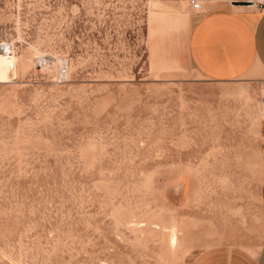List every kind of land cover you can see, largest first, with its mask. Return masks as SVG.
<instances>
[{"label": "rangeland", "instance_id": "rangeland-1", "mask_svg": "<svg viewBox=\"0 0 264 264\" xmlns=\"http://www.w3.org/2000/svg\"><path fill=\"white\" fill-rule=\"evenodd\" d=\"M192 13L0 0V264L264 252V79L202 78Z\"/></svg>", "mask_w": 264, "mask_h": 264}, {"label": "crops", "instance_id": "crops-1", "mask_svg": "<svg viewBox=\"0 0 264 264\" xmlns=\"http://www.w3.org/2000/svg\"><path fill=\"white\" fill-rule=\"evenodd\" d=\"M187 56L208 81L264 79V6L258 9L248 0H202V10L188 18ZM190 264H264V252L219 247L200 253Z\"/></svg>", "mask_w": 264, "mask_h": 264}, {"label": "built area", "instance_id": "built-area-1", "mask_svg": "<svg viewBox=\"0 0 264 264\" xmlns=\"http://www.w3.org/2000/svg\"><path fill=\"white\" fill-rule=\"evenodd\" d=\"M190 9L193 12H199L202 10V0H188ZM248 4L256 6L258 9H261L264 6V0H248ZM66 74V69L62 68L59 75Z\"/></svg>", "mask_w": 264, "mask_h": 264}]
</instances>
